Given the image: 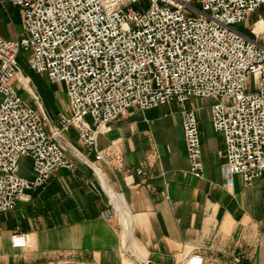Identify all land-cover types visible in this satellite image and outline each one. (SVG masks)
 <instances>
[{
	"label": "built area",
	"instance_id": "2783aa9c",
	"mask_svg": "<svg viewBox=\"0 0 264 264\" xmlns=\"http://www.w3.org/2000/svg\"><path fill=\"white\" fill-rule=\"evenodd\" d=\"M7 2L21 11L26 36L0 37V214L14 210L59 170L75 171L69 150L86 160L62 143L72 128L84 152L101 161L99 137L134 108L180 106L190 173L203 179L201 131L196 112L187 107L191 99L214 102L212 125L226 143L222 172L248 184L264 178V45L260 34L251 38L238 29L264 0ZM21 52L29 54L32 71L65 87L70 116L51 131L40 98L30 92L33 105L12 86L18 80L29 89L22 81ZM24 159L33 163V179L21 175ZM11 242L14 249L30 246L20 231ZM180 264L229 263L194 252ZM230 264H242V258Z\"/></svg>",
	"mask_w": 264,
	"mask_h": 264
},
{
	"label": "crops",
	"instance_id": "0c3cea01",
	"mask_svg": "<svg viewBox=\"0 0 264 264\" xmlns=\"http://www.w3.org/2000/svg\"><path fill=\"white\" fill-rule=\"evenodd\" d=\"M7 1L0 0V37L23 39L22 13ZM238 29L251 38L260 34L264 45V6ZM23 76L30 90L18 80L12 86L20 95L25 90L40 98L51 131L70 116L68 100L57 111L35 91L32 78ZM29 103L34 105L32 97ZM213 104L209 99L187 104L199 120L203 179L190 173L177 103L147 111L134 108L113 122L111 131L99 137L101 161L84 152L72 128L62 143L86 160L69 150L75 171L59 170L44 187L27 192L14 210L0 214V264H180L194 252L230 264L242 255L243 246L264 231V178L248 184L222 172L226 143L213 128ZM29 161L31 168L22 163L21 175L33 179ZM16 231L29 237L27 249L12 247ZM242 264L251 261L245 257Z\"/></svg>",
	"mask_w": 264,
	"mask_h": 264
},
{
	"label": "rangeland",
	"instance_id": "374dc122",
	"mask_svg": "<svg viewBox=\"0 0 264 264\" xmlns=\"http://www.w3.org/2000/svg\"><path fill=\"white\" fill-rule=\"evenodd\" d=\"M244 24L245 23L241 24L239 27L243 28ZM28 58L29 54H26L24 52H21V54L19 55L18 61L21 66V69L23 70V73L32 78L33 88L38 94H41L45 97V99L47 98L52 101L57 111L62 110L63 104L66 102V100H68L65 90H63L60 85L49 84V82L45 79L46 75H39L32 71L29 68L27 62ZM21 96L27 101H31V96H29L27 92H25V90L23 91V94H21ZM49 123H51V126L54 125L51 120H49ZM22 163L26 166V168H31V163L29 159H24ZM239 250L241 249L239 248ZM240 254L242 255H240L239 257L243 259L245 257L248 258V260L251 261V264H264V231L260 232L259 235L254 238V243L252 245L246 244L245 246H243L242 250L240 251ZM209 257L217 258V256L215 255Z\"/></svg>",
	"mask_w": 264,
	"mask_h": 264
},
{
	"label": "bare ground",
	"instance_id": "6f19581e",
	"mask_svg": "<svg viewBox=\"0 0 264 264\" xmlns=\"http://www.w3.org/2000/svg\"><path fill=\"white\" fill-rule=\"evenodd\" d=\"M22 81H23L24 84L28 87V85L26 84V82H25L24 80H22ZM114 196H115V195H114ZM114 199H115V198H114ZM116 199H117V198H116ZM114 201H115V200H114ZM114 201H113V202H114ZM117 201H118V200H117ZM118 202H120V201H118ZM116 207H117V204H116ZM118 207H119V206H118ZM120 208H121V207H120ZM117 210H118V209H117ZM118 211H119V210H118ZM125 231H126V230H125ZM127 234H128V232H127ZM127 237H128V235H127ZM127 237H126V238H127ZM123 238H124V237H123ZM125 242H126V241H125Z\"/></svg>",
	"mask_w": 264,
	"mask_h": 264
}]
</instances>
